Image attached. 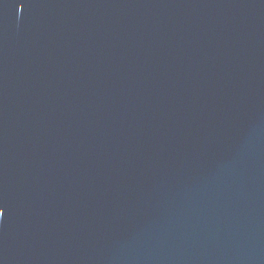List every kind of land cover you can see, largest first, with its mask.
Instances as JSON below:
<instances>
[{"label":"water","instance_id":"1","mask_svg":"<svg viewBox=\"0 0 264 264\" xmlns=\"http://www.w3.org/2000/svg\"><path fill=\"white\" fill-rule=\"evenodd\" d=\"M0 264H264V0H0Z\"/></svg>","mask_w":264,"mask_h":264},{"label":"snow or ice","instance_id":"2","mask_svg":"<svg viewBox=\"0 0 264 264\" xmlns=\"http://www.w3.org/2000/svg\"><path fill=\"white\" fill-rule=\"evenodd\" d=\"M0 214H2V209H0Z\"/></svg>","mask_w":264,"mask_h":264}]
</instances>
